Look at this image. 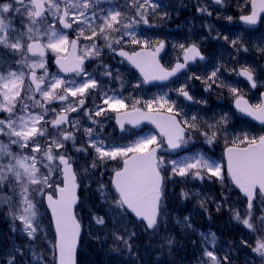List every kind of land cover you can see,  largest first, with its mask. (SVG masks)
<instances>
[{"label": "snow or ice", "instance_id": "obj_1", "mask_svg": "<svg viewBox=\"0 0 264 264\" xmlns=\"http://www.w3.org/2000/svg\"><path fill=\"white\" fill-rule=\"evenodd\" d=\"M211 4L223 8L225 0H211ZM160 8L158 0H122L108 7L104 6V0H0V114H4L0 116V137L7 139V143L0 140V205H7L13 223H20L22 233L29 239L27 252L35 264H41L44 259L32 242L47 237L41 212L45 202L54 220L52 253L56 264H76L82 231L74 212L79 200L78 189L89 174L102 169L103 176L110 167L109 183L101 182L96 191L108 220L124 227L127 239L123 235L116 239L123 241L130 252L133 246L129 240L135 232L125 225L132 222L149 236L148 247H152V238L159 236L157 249L172 250L175 236L160 233L167 230L166 181L176 183L178 178L185 184L189 181L219 183L227 193L238 190L243 210L234 204L228 207L230 197L222 195L215 200L216 211L228 207L231 218L243 225L249 235H255L254 245L245 239L239 244L251 248L264 262V135L235 136L232 146L226 149V172L221 163L199 150L180 158L165 159L166 153L189 150L188 146L195 145L197 136L208 145L218 138L227 141L229 115L224 113L209 120L198 114L185 116L167 94L142 101L131 94L124 97L106 83L105 78L120 79L121 89L125 86L118 70L113 76L111 67L101 59L105 49L140 71L143 79L133 88L182 75L186 79L175 91L185 100L207 105V100H197L190 94L193 80L200 81L207 92L214 87L227 89L239 112L264 124V99L250 104L239 88L225 79V73H235L244 77L253 89L258 83L264 86V76L257 75L258 71L264 73V66L214 65L210 73L190 72V65L205 61L206 57L200 45L189 39L187 44L172 45L178 54L166 67L161 63L166 42L138 35V26L151 27L149 16L156 15ZM237 8L241 13L248 8V14H241L239 19L254 26L262 20L264 0H237ZM196 10L202 16H212L207 3L197 4ZM159 15L162 19L169 16L164 11ZM225 19L231 21L233 17ZM57 24L61 27L57 28ZM65 30L74 32L75 38L70 39ZM214 39H223L237 53L248 51L240 37L230 39L217 33ZM126 44L140 45L141 50L129 53L124 50ZM257 48L264 55V42ZM49 53L53 54L59 73L72 74L71 77L49 74ZM89 62H95L102 71H88L86 63ZM96 98L100 103H96ZM88 100L92 101L91 107L86 106ZM81 116L88 126L81 123ZM178 116L181 118L177 119ZM108 119H114L121 130L126 124L138 127L148 121L159 132L142 136L128 145L108 143L102 135ZM69 145L85 157L91 150L90 162L82 173L74 167L76 159L68 151ZM13 146L20 151H13ZM113 163L116 167H112ZM180 196L185 200L198 197V205L207 211V200L199 192L182 189ZM105 215L93 213L91 219L95 225L106 227ZM176 223L195 231L188 216L178 218ZM16 230L12 228L13 232ZM199 236L205 246L202 255L207 258L202 264H235L228 250H224L223 256L216 254L215 233L201 232ZM24 255V249L14 245L4 264H21Z\"/></svg>", "mask_w": 264, "mask_h": 264}, {"label": "rangeland", "instance_id": "obj_2", "mask_svg": "<svg viewBox=\"0 0 264 264\" xmlns=\"http://www.w3.org/2000/svg\"><path fill=\"white\" fill-rule=\"evenodd\" d=\"M158 2L161 4V8L157 9L156 15L149 16V25H140L138 26V35H140L142 38L150 39V40H164L167 43V51L165 55L163 56L162 63L168 67L171 63L174 62L175 56L178 54L177 50L173 49L172 45L174 43H185L187 44L189 39L196 41L200 48L207 49L210 51L211 58L215 63L212 65H226L230 68H238L241 65H250V66H257L259 68L260 66H264L262 64V61H264V55L261 54L260 51H258L257 46L262 45V42H264V18L261 20L260 24L255 28H245L240 26L239 23L233 24L230 21H227L225 19L226 16H231L230 9L236 7L237 8V0H225V5L223 8H220L219 6H214L211 4V0H158ZM116 3H122V0H113L112 4ZM207 3L209 5V11L212 12L214 15L213 23L210 25L211 31L213 32V35L209 37L205 33V25L206 22H202V24L197 25L196 23H200L196 21V16H192L191 22L189 20L184 21L180 19L182 10L186 9L187 5H194L195 7L197 4H205ZM111 4V5H112ZM105 7H108L107 5H104ZM161 11L167 12L169 14L168 18H160L159 13ZM241 13V12H240ZM219 21V22H218ZM194 23V24H192ZM174 24L173 26H171ZM177 24V26H175ZM57 28H60L61 26L59 24L56 25ZM209 27V28H210ZM215 29V30H214ZM66 31V30H65ZM69 38L70 35L74 34V32L67 31ZM217 33L223 35L229 36L230 39H235L237 37H240L244 44H246L248 51L247 52H239L237 53L232 47L227 44L223 39L217 40L214 39L216 37ZM208 36V37H207ZM140 45H132V44H126L124 45V50L128 51H135L137 49H140ZM108 50L105 49V54L107 55ZM52 58H54L53 54L49 53ZM2 55V53H0ZM257 58V59H256ZM210 61L207 60L203 63V65L199 66L196 69H191V71H196L198 74H206L210 73L213 70V67H209ZM236 66V67H234ZM113 70V76L117 74V70L119 72V75L121 79L124 81V88L121 89V80L115 79V80H108L105 78L106 83L109 84V86L113 89H115L118 94H123L124 97H129L130 94L133 97H136L138 99L143 100H149L151 95H156L157 92L154 90L152 92H149V90H146L143 83L141 84V87L136 89L132 86L140 83V78L125 64L122 62H119L117 60H113V66L111 67ZM48 70L49 74H56L57 72L51 67V63L48 61ZM223 71V68L221 69ZM97 71H102L96 70ZM264 73L257 72V75H263ZM185 77H181L178 79L175 83H173L172 86L167 88L163 93H167L171 95L172 100L176 102V108L181 110L182 115H192V114H198L199 117H202L205 120H209L211 117H219L220 115L227 113L229 115V120L227 122V128H228V137L227 141L223 138H218L213 144L208 145L204 142L202 137L197 136L195 145H189L187 151L181 150L183 153L180 154V156L171 158L168 157L167 159H176L180 158L182 156L190 155L191 152L194 151H201L205 153L208 157L215 161H219L221 157V147L222 146H232V139L235 136H239L243 133H248L249 135H263L264 129L257 127L253 125L248 120L242 118L241 116L237 115L232 110V102L234 101V98L231 96V94L228 93L227 89H216L214 87L213 91L207 92L204 90V85L197 80H193L190 82V93L197 99H205L207 100V105H200V104H194L193 106H188L184 100L177 94L175 89L180 87L184 81ZM225 79H227L229 82L236 85L241 94L244 95V97L248 98L251 104H255L260 102V95L262 92H264V86H261L260 83H258L259 89L257 91H251L248 87L241 86L239 79L235 75V73H225ZM198 84V85H197ZM160 95V94H159ZM86 106H88L92 101L87 103ZM129 102H131L129 100ZM96 103H100L99 98L96 100ZM142 106V105H141ZM3 116L4 114H0ZM73 116H76V113L72 114ZM81 119V117H80ZM100 119H103L101 117ZM113 120V119H112ZM84 125H87V122L85 119H83ZM111 121V119H108L106 123L103 125V133L104 130L108 127V123ZM102 133V135H103ZM133 132L127 131L124 138L121 139L122 144L121 145H128L132 142H134L136 139L145 136V135H151L155 134L152 130L144 127L143 129L140 128L137 131ZM104 136V135H103ZM159 139V138H158ZM0 140H3L5 143H7V139L0 137ZM80 137L78 134V140H77V147L80 146ZM218 146H217V145ZM243 146V145H240ZM13 151H20L16 146H13ZM27 151V150H24ZM68 151L73 155V157L76 159L75 168L78 169L79 172L82 173L83 167L87 166V164L90 162L91 159V150L89 156L85 157L81 153H76L75 150L71 147V145L68 146ZM221 153V154H220ZM112 167H116V165L113 163ZM102 169H97L95 173L89 174L88 178L84 180L81 183V191L83 193V205L82 208L85 210L84 214L80 215V218H85L87 222V227L89 229L88 233L89 235L92 234L91 232H95L99 226L95 225L92 221L91 217L93 213L102 215V203L100 198L98 201L95 202L94 206H99L96 210L92 207L93 199L91 201V194L90 191L93 193L98 194L96 191L99 184L103 182L106 183V180L108 178V172H111V167L104 171L103 176L100 175V172ZM177 179V178H176ZM80 182V181H79ZM171 182V181H170ZM203 183H210L208 181L200 182V181H189L186 184L182 183L179 186H182L183 190L185 191H197L201 192L204 188ZM85 184L87 187H85ZM219 185V183H217ZM6 195H11V193H7ZM224 195H229L230 202L229 206L235 205L236 208L242 209L243 204L240 201V198H238L235 195L231 193H227ZM14 200H18V197H13ZM185 201V199H182V203ZM7 207V205H6ZM228 207H223L229 214L230 219V213L228 211ZM8 211V207H7ZM41 212L43 213V226L45 228V231L47 232V237L44 239H38L34 242H32L35 247L36 251L38 253H42L44 259L41 262V264H54V257L52 253L53 244L55 243V236L53 233L51 221L49 219V216L47 212H45L44 208L41 209ZM11 227L8 230V225L6 230H0V264H4L1 262L2 259H6L8 253L12 249V247L15 245L16 247H20L24 249L25 255L21 259V264H35V261L31 255V253L27 252V246L29 244V239L26 237L25 234L21 231V225L17 221L13 223L11 219ZM233 225L237 227V221L233 220L231 221ZM15 227L17 230L15 232L12 231V228ZM241 235L245 238V240L248 241L249 244L254 245L255 243V235H249L247 230L244 229L241 232ZM168 252V250H166ZM249 254L254 255L251 250L249 251ZM256 255V254H255ZM253 264H259L261 262L260 258L256 255L254 257ZM207 259V258H206ZM205 259V260H206ZM5 261V260H2ZM195 261H193L194 263Z\"/></svg>", "mask_w": 264, "mask_h": 264}, {"label": "trees", "instance_id": "obj_3", "mask_svg": "<svg viewBox=\"0 0 264 264\" xmlns=\"http://www.w3.org/2000/svg\"><path fill=\"white\" fill-rule=\"evenodd\" d=\"M184 16L185 13L183 12V17ZM202 19L206 22L205 29L207 35L211 37L212 32L209 31L211 27L208 18L204 16ZM100 43L103 42L101 41ZM157 90L160 93L162 88H157ZM83 119L84 118L81 116L82 124L84 123ZM107 130L111 131L105 133L106 136H103L105 141L118 144V141L114 140L113 136L120 137L112 121L108 123V127L105 131ZM108 175H110V172H108ZM106 183H109L108 178ZM180 184L182 183L179 182L177 178L176 183L166 181L165 186L164 203L167 206V230H162L160 235L171 233L175 236L176 243L173 245L170 252H166L167 249L164 251H159L157 249L156 245L159 243V236L152 238V247H148L150 243L149 236L146 235L142 227L137 226L135 222L125 225V227L135 232V236L129 240V243L133 246L130 252L125 247L123 241L116 239L119 235H123L127 239V233L124 227H120L115 220H108V216L105 215V206L102 204V215H105V219L108 221L106 227L99 226L95 232H91L92 234L89 235L87 222L85 218H81L83 237L78 253V264H202L206 257L202 255V250L205 246L202 244L199 236L201 232L205 234L209 232L216 234V254L218 256H223L225 254L224 250H228V254L231 259L234 260L235 264H246V262H248V260H245L247 255L246 251L243 252L239 244L241 239H245L241 235L243 225L238 223L237 227L233 225L231 223L232 219H230L228 212L223 207L219 212L216 211L215 200L227 194V192H223L220 184L218 185L217 183L211 182L203 183L204 188L199 193L202 198L207 200V211H205L204 208L198 205L197 200L199 198L196 196H192L183 203L181 202L182 198L180 193L183 188L179 186ZM231 192L235 195L233 191ZM4 194L6 195L7 193ZM90 194V202H92L93 199L92 207L96 210L99 207L97 205L94 206L95 202L99 199L98 194L92 193L91 191ZM80 195L82 197V203L77 213L84 214L85 210L82 208L84 196L83 193ZM243 208L244 204L241 210H243ZM254 211L259 214L257 209H254ZM184 216L189 217L192 229H195V231L182 227L176 223L178 218L182 220ZM129 219L131 220V218ZM7 225L9 230L12 225L11 217L8 215L6 205H0V230H6ZM256 235H259V233ZM97 237H99V239H97ZM229 242H231V244H229ZM209 250L212 249L209 247ZM2 260L1 262L4 263ZM193 261L195 262L193 263Z\"/></svg>", "mask_w": 264, "mask_h": 264}, {"label": "water", "instance_id": "obj_4", "mask_svg": "<svg viewBox=\"0 0 264 264\" xmlns=\"http://www.w3.org/2000/svg\"><path fill=\"white\" fill-rule=\"evenodd\" d=\"M104 1H108V0H104ZM263 15H264V14H262V16H263ZM241 22L244 23L243 21H241ZM244 24H245V23H244ZM257 24H258V23H257ZM257 24H256V25H257ZM247 25H248V24H247ZM251 26H253V25H251ZM254 26H255V25H254ZM139 51H140V50H139ZM163 52H164V51H163ZM163 52L161 53V55L163 54ZM117 58L120 59V60H123V61L127 62V63L131 66V68H132L134 71H136V72L139 74V76L143 79L142 74L140 73V71H139L137 68H135L131 63H129L126 59H124V58H122V57L117 56ZM53 66L56 67L57 70L59 71L58 66L55 64V61H54V60H53ZM61 74H62V75H67V76L72 75V74H64V73H61ZM175 78H176V77H173V78H171V79L168 80V81H153V82H150V83H145V85H146V87H150V86H153V85H165V84H168L171 80H173V79H175ZM240 78H242V79L245 80L247 83H249L244 77H240ZM249 84H250V83H249ZM250 86H251V85H250ZM187 102H189V103H193V102H190V101H187ZM233 107H234V110H235L237 113H239V114H241V115H243V116H245V117L251 119L252 121H254V122H255L256 124H258V125H262V126H264V124H261L260 121L254 119L253 117L248 116V115H246V114H244V113L239 112V110L236 109V107H235V102H234V104H233ZM114 123H115L116 127L118 128L119 132H120V133H123L125 129H124V130H121L120 127H119V125L116 123L115 120H114ZM141 125L151 126L157 134H158V132H159V130L155 127V125L151 124V123L148 122V121H144V122H142L139 126H141ZM126 126H129V127L132 128V129L137 128V126L128 125V124H126L125 127H126ZM139 126H138V127H139ZM175 151H176V150H175ZM224 158H225L226 167H227V156H226V150H225V153H224ZM77 194H78V197H79V189H78ZM240 195H241V194H240ZM241 196H242V195H241ZM78 204H79V200H78L77 204L74 206V212H75V209H76V207H77ZM45 206H46V208H47V204H46V202H45ZM47 210H48V212H49V214H50L51 221H52L53 228H54V232H55L54 220H53L52 215H51V210L48 209V208H47ZM81 234H82V231H81ZM80 238H81V237H80ZM79 243H80V240H79ZM79 243H78V245H77L76 254H75L76 264H77V250H78V247H79Z\"/></svg>", "mask_w": 264, "mask_h": 264}, {"label": "flooded vegetation", "instance_id": "obj_5", "mask_svg": "<svg viewBox=\"0 0 264 264\" xmlns=\"http://www.w3.org/2000/svg\"><path fill=\"white\" fill-rule=\"evenodd\" d=\"M248 12H249L248 8H245L244 13H240V11L238 10V8H236V7L231 8L230 9V14L233 17V19L231 21L238 23L240 21L239 16L241 14H248ZM242 27L249 28V27H246V26H243V25H242ZM245 46H247V45L245 44ZM243 84L244 83H241V85H243Z\"/></svg>", "mask_w": 264, "mask_h": 264}]
</instances>
